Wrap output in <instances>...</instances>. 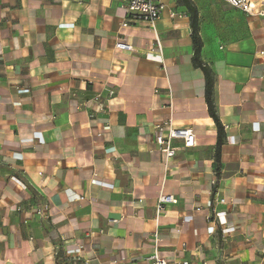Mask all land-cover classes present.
<instances>
[{
  "label": "crops",
  "instance_id": "1",
  "mask_svg": "<svg viewBox=\"0 0 264 264\" xmlns=\"http://www.w3.org/2000/svg\"><path fill=\"white\" fill-rule=\"evenodd\" d=\"M162 3L152 28L117 0H0V264H264V16L188 0L207 96L189 6ZM169 127L196 147L166 161Z\"/></svg>",
  "mask_w": 264,
  "mask_h": 264
},
{
  "label": "built area",
  "instance_id": "2",
  "mask_svg": "<svg viewBox=\"0 0 264 264\" xmlns=\"http://www.w3.org/2000/svg\"><path fill=\"white\" fill-rule=\"evenodd\" d=\"M125 9L126 13L136 22L154 27L160 18L163 9L162 0H117ZM235 9L250 15L264 16V0H223ZM127 20L122 23V27L127 26ZM116 47L121 50H129L130 46L123 42L116 43ZM161 129L159 125L156 127ZM155 144L158 151L165 157L166 161L171 160L177 147L182 149H193L196 147V137L189 127H169L166 135L155 137ZM157 209H161L164 204H174L176 199L171 195H159L156 202ZM40 214V212H37ZM87 264V263H84ZM148 264H168L166 259L153 255L148 258ZM173 264H188L187 262H176Z\"/></svg>",
  "mask_w": 264,
  "mask_h": 264
},
{
  "label": "trees",
  "instance_id": "3",
  "mask_svg": "<svg viewBox=\"0 0 264 264\" xmlns=\"http://www.w3.org/2000/svg\"><path fill=\"white\" fill-rule=\"evenodd\" d=\"M185 2L188 5V0H185ZM189 6V10L191 12V24L193 28V47H194V55L193 60L196 66L201 67L205 73L206 81H207V96L209 95V86H210V73L209 70L201 65V62L199 60V54H200V47L201 43L200 40L197 37L196 33V15L193 9ZM210 112V111H209ZM210 116L214 117L213 115ZM224 133V127H222L220 124H216V142H215V149H216V160L219 163V156L221 155V148L223 146L222 142V136Z\"/></svg>",
  "mask_w": 264,
  "mask_h": 264
}]
</instances>
